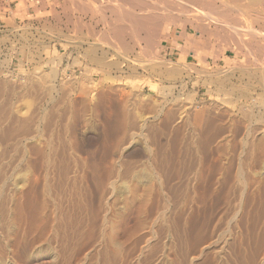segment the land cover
<instances>
[{
	"label": "rangeland",
	"instance_id": "obj_1",
	"mask_svg": "<svg viewBox=\"0 0 264 264\" xmlns=\"http://www.w3.org/2000/svg\"><path fill=\"white\" fill-rule=\"evenodd\" d=\"M146 1L150 3L149 8L141 13L154 11L166 17L178 11L180 16L174 14L191 21L195 16L194 24L222 29L219 31L222 35L220 40L223 35L226 37L220 44L236 50L234 62L224 67L203 65L181 69L174 63L144 58L142 46L139 54L131 58L113 38V27L107 22L102 30L97 28L99 37L93 38L91 45L95 47L98 44L99 49L112 52L111 59H121L124 68L128 66L137 73L112 78L108 84L101 85L88 73L59 75L39 59L16 65L12 56L21 48L23 41L11 40L5 32H0V80L3 79L0 81V113L3 115L0 114V220L10 218L20 227L21 231L17 232L19 241L14 244L18 251L15 264H54L49 257L57 245L51 238L52 226L63 220L65 227H73L79 219L82 220L75 225H82L84 221L83 226H86L90 222L89 227H83L87 235L82 232L85 237L78 241L81 244L70 245L73 256L67 264H88L86 257L92 253L95 261L98 257L96 250L99 251L101 245L93 235L98 234L94 228L99 225L107 228L117 226L112 228L118 229L119 244L124 243L123 237L128 238H125L127 241L123 238L127 243L120 247L125 252L128 250L125 261L129 263L131 257L129 264L136 263L135 259L142 257L141 253H147L152 248L151 244L155 246L154 242L157 247H154L155 253L149 255V264H181V253L184 250L183 253H188L191 248L196 251L190 250L188 254L197 257L199 251L206 250L211 243L206 239L212 234L210 227L219 218L226 220V216L229 217L227 213L232 210L230 208L236 205L251 212L257 232L264 228V47H261L264 34L260 33H264V0H169L172 4L174 1V6L168 0V4L166 0H160L163 7L157 4L159 0ZM184 4L190 9L185 8L184 11ZM175 5H179V9ZM93 7L99 8L98 5ZM220 10L229 11L227 14L233 12L230 15L235 18L219 13ZM237 10L241 12L237 13ZM244 10H249L251 17ZM201 16L205 19L202 20ZM213 18L219 22L214 23ZM240 18L241 24L237 22V25L236 19L239 21ZM233 19L235 23L230 22ZM239 27L243 28L242 31ZM54 35L50 30L39 32V37L47 41H52ZM239 35L242 37L237 38ZM242 40L245 46H242ZM255 50L258 51V60ZM66 218L71 219V223ZM191 221L197 225L190 224ZM184 223L199 226L194 231L195 235L203 237L205 234L204 238L200 236L202 240L195 241L198 246L192 243L195 238L187 245L173 246L177 241L160 232V227L166 224L171 230H180ZM173 224L178 225L177 228ZM207 228L209 232L205 231ZM150 230L155 235L150 234ZM158 235L160 238L156 237ZM74 247L83 249L75 250ZM184 247L186 249H182ZM177 248L181 253L175 252ZM132 253H135L133 259L129 256ZM94 261L91 264H97ZM207 262L211 264L210 258L203 261Z\"/></svg>",
	"mask_w": 264,
	"mask_h": 264
},
{
	"label": "crops",
	"instance_id": "obj_2",
	"mask_svg": "<svg viewBox=\"0 0 264 264\" xmlns=\"http://www.w3.org/2000/svg\"><path fill=\"white\" fill-rule=\"evenodd\" d=\"M76 1L0 0V32H5L6 35L11 37V40H20L21 43L23 41L21 48L12 56L13 63L16 65L23 62L30 63L43 56L39 59L40 63L54 70L57 74L80 76L83 73H88L96 83L101 85L108 84L112 78L134 75L137 71L128 66L124 68L121 65V59H111L112 52L97 49L99 47L94 48L90 45L93 38L98 36L97 28L102 30L107 22H110L113 27V38L116 37L114 39L118 43L120 42L122 48L131 58L139 54L140 46L147 48L146 45L149 44V42L147 43L149 40L152 43V45L150 43L152 50H150L148 45V48L145 49L147 52H145L144 58H155L174 63L181 69L187 66L200 67L208 65L212 67L213 64L214 67H224L234 62L236 57L234 50L218 44L220 43V41L218 42V39L220 40L218 34L220 33H216V31H219L215 27L191 24V21L186 20L187 18L185 17L173 16L172 18V15L166 17L156 15L154 11L151 14L147 13L148 15L141 13L146 7L149 8L148 5L150 3L146 0H138L139 3L137 0H131L132 2L130 0H113L114 2H106L104 0ZM127 1H130V3ZM98 4L99 8L94 9L93 5ZM129 15L130 17H128ZM49 30L55 34V38L52 41L39 37L40 31L43 33V31ZM118 31L125 39L117 34ZM121 32L126 34L122 35ZM24 36L28 37L27 40ZM88 36L91 38L88 39ZM28 51H32V55Z\"/></svg>",
	"mask_w": 264,
	"mask_h": 264
},
{
	"label": "bare ground",
	"instance_id": "obj_3",
	"mask_svg": "<svg viewBox=\"0 0 264 264\" xmlns=\"http://www.w3.org/2000/svg\"><path fill=\"white\" fill-rule=\"evenodd\" d=\"M34 1V0H33ZM76 1V0H75ZM124 1H126V0H124ZM131 1V0H130ZM130 1H127L128 3H130ZM133 1V0H132ZM131 1V2H132ZM141 1V0H140ZM142 1H145V0H142ZM157 1V0H156ZM156 1H154V2H156ZM167 1V0H166ZM165 1V2H166ZM169 1V0H168ZM168 1H167V4H168ZM172 1V0H171ZM171 1H169V2H171ZM179 1H181V0H179ZM178 1V2H179ZM187 1V0H186ZM220 1H222V0H220ZM227 1V0H226ZM231 1V0H230ZM234 1V0H233ZM232 1V2H233ZM263 1V0H262ZM36 2V1H35ZM77 2V1H76ZM85 2V1H84ZM95 2V1H94ZM107 2V1H106ZM137 2H138V0H137ZM182 2V1H181ZM185 1H183V3H184ZM188 2H189V0H188ZM196 2V1H195ZM203 2V1H202ZM231 2V3H232ZM238 2V1H237ZM64 3V2H63ZM86 3V2H85ZM139 3V2H138ZM149 3V2H148ZM158 3H160L161 4V2H160V0H159V2H157V4ZM163 3H164V1H163ZM180 3V2H179ZM211 3V2H210ZM235 3V2H234ZM79 4V3H78ZM113 4V3H112ZM124 4H126V3H124ZM133 4H135V3H133ZM144 4V3H143ZM167 4H165V6H167ZM170 4H172V2L170 3ZM174 1H173V6H174ZM178 4V3H177ZM190 4V3H189ZM193 4H195V3H193ZM198 4H199V2H198ZM205 4H206V2H205ZM213 3H211V5H212ZM224 4H225V2H224ZM227 4V3H226ZM69 5V4H68ZM87 5V4H86ZM90 5V4H89ZM120 5V4H119ZM118 5V6H119ZM139 5V4H138ZM154 5V4H153ZM180 5V4H179ZM179 5H175V6H177V7H175V8H178V6ZM185 5V7H184V11H185V8H187L186 7V4H184ZM183 5V6H184ZM191 5V4H190ZM196 5H197V3H196ZM210 4H207V6H209ZM215 5V4H214ZM221 5H223V4H221ZM230 5V4H229ZM245 5V4H244ZM91 6V5H90ZM98 6H99V4H98ZM101 6V5H100ZM105 6V5H104ZM117 6V5H116ZM121 6V5H120ZM149 6V5H148ZM161 6L163 7V5L161 4ZM182 6V5H181ZM188 6V5H187ZM197 6H199V5H197ZM196 6V7H197ZM203 6V5H202ZM227 6H228V4H227ZM247 5H245V7H246ZM53 7V6H52ZM87 7V6H86ZM106 7V6H105ZM131 7V6H130ZM158 6H156V8H157ZM161 7V8H162ZM169 7V6H168ZM172 6L170 5V8H171ZM190 7V6H189ZM192 7L193 6H191V11H192ZM206 7V6H205ZM209 7H211V6H209ZM214 7V6H213ZM219 7V6H218ZM230 7V6H229ZM232 8H234L233 7V5L231 6ZM230 7V8H231ZM75 8H76V6H75ZM113 8V7H112ZM173 8V7H172ZM199 8H201L200 6H199ZM199 8L197 7L196 9L197 10H199ZM207 8V7H206ZM216 8H217V6H216ZM237 9H238V7H236ZM235 8V9H236ZM241 8V7H240ZM239 8V9H240ZM242 8H244V7H242ZM258 8V7H257ZM68 9V8H67ZM86 9V8H85ZM132 9V8H131ZM134 9V8H133ZM179 9V8H178ZM177 9V10H178ZM187 9H190V8H187ZM195 9V10H196ZM202 9V8H201ZM201 9H200V11H201ZM219 9V8H218ZM234 9V10H235ZM245 9V8H244ZM247 9V8H246ZM250 9V8H249ZM70 10V9H69ZM87 10H89L88 8H87ZM106 10H108V9H106ZM120 10V9H119ZM175 10V9H174ZM181 10V9H180ZM194 9H193V11H195ZM207 10H209V8L207 9ZM232 10V9H231ZM97 11V10H96ZM157 11V10H156ZM172 11V10H171ZM188 11V10H187ZM199 11V12H200ZM203 11V10H202ZM206 11V10H205ZM211 11V10H210ZM223 11V10H222ZM228 11V10H227ZM240 11V10H239ZM238 10H237V13L239 12ZM245 11V10H244ZM243 11V12H244ZM250 11H252L251 9H250ZM63 12V11H62ZM116 12V11H115ZM122 12V11H121ZM162 12V11H161ZM173 12V11H172ZM171 12V13H172ZM178 12V11H177ZM177 12L175 13V12H173V16L175 15V14H177ZM182 12V11H181ZM190 12V11H189ZM215 12H218L217 10L215 11ZM221 12V10L219 11V13ZM235 12V11H234ZM241 12V11H240ZM242 12V13H243ZM249 10L246 12L245 11V13L246 14H248L249 15ZM260 11H258V13H259ZM65 13V12H64ZM70 13V12H69ZM98 13V12H97ZM104 13V12H103ZM118 13V12H117ZM136 13H138V12H136ZM160 13V12H159ZM175 13V14H174ZM183 13V12H182ZM181 13V14H182ZM194 13V12H193ZM193 13H190V14H193ZM202 13H204V12H202ZM211 13V12H210ZM209 13V14H210ZM212 13H214V12H212ZM221 13H224V14H227V13H229V11L228 12H221ZM231 13H233V12H231L230 11V14ZM264 13V12H263ZM92 14V13H91ZM130 14V13H129ZM206 14H207V12H206ZM215 14V13H214ZM223 14V15H224ZM230 14H227V15H230ZM240 14V13H239ZM65 15V14H64ZM96 15V14H95ZM101 15V14H100ZM132 15V14H131ZM148 15V14H147ZM157 15V14H156ZM177 15H179V14H177ZM177 15H175V16H177ZM185 14H183V16H184ZM194 15V14H193ZM197 15V14H196ZM198 15H199V13H198ZM202 15V14H201ZM208 15V14H207ZM213 15V14H212ZM226 15V16H227ZM243 15V14H242ZM241 15V16H242ZM245 15V14H244ZM244 15L242 16V17H244ZM252 15V14H251ZM251 15H249L250 17H251ZM254 15V14H253ZM264 15V14H263ZM57 16V15H56ZM104 16V15H103ZM118 16V15H117ZM145 16V15H144ZM171 16V15H170ZM180 16V15H179ZM178 16V17H179ZM190 16L191 15H189L188 17L190 18ZM204 16H206L205 14H204ZM203 16V17H204ZM208 16H210V15H208ZM208 16H206V17H208ZM215 16V15H214ZM219 16V15H218ZM231 16V15H230ZM257 16V15H256ZM70 17V16H69ZM78 17V16H77ZM110 17V16H109ZM119 17V16H118ZM128 17H130V15L128 16ZM149 17V16H148ZM200 17V16H199ZM203 17L201 16V19L202 20H204L203 19ZM216 17V16H215ZM221 17H223V16H221ZM228 17V16H227ZM232 17V16H231ZM234 17V16H233ZM232 17V18H233ZM237 17H238V15H237ZM236 17V18H237ZM115 18V17H114ZM125 18H127L126 16H125ZM143 18H145V17H143ZM173 18V17H172ZM187 18V17H186ZM196 17L195 16H193V20L195 19ZM211 17H209V19H210ZM218 18V17H217ZM224 18H226V17H224ZM230 18V17H229ZM231 18V19H232ZM235 18V17H234ZM247 18V17H246ZM254 18V17H253ZM56 19V18H55ZM69 19V18H68ZM70 19H71V17H70ZM82 19V18H81ZM91 19H93V18H91ZM121 19V18H120ZM175 19V18H174ZM179 19V18H178ZM219 19V18H218ZM222 20H223V18H221ZM248 19V18H247ZM255 19V18H254ZM253 19V20H254ZM257 20H258V18H256ZM259 19H260V17H259ZM98 20V19H97ZM110 20H112V19H110ZM138 20V19H137ZM148 20V19H147ZM186 20H188V19H186ZM193 20L191 21V24H192V22H193ZM198 20V19H197ZM220 20V19H219ZM221 20V21H222ZM227 20V19H226ZM240 20H242V18H240L239 19V21L236 19V24H237V22L239 23L240 22ZM251 19H249V21H250ZM263 20V19H262ZM109 21V20H108ZM196 20H194V22H195ZM198 21H200V20H198ZM213 21H215L214 20V18H213ZM231 21H234V19L233 20H230V22ZM246 21V20H245ZM244 20H243V22H245ZM11 22V21H10ZM98 22H100V21H98ZM106 22V21H105ZM140 22H142L141 20H140ZM217 22H219V21H217ZM216 21L214 22V23H217ZM222 22H226V21H222ZM228 23V24H231V23ZM252 22V21H251ZM255 22V21H254ZM257 22H259V21H257ZM80 23V22H79ZM103 23V22H102ZM120 23V22H119ZM132 23V22H131ZM190 23V22H189ZM205 23V22H204ZM234 23H235V21H234ZM250 23V22H249ZM72 24V23H71ZM78 24V23H77ZM104 24V23H103ZM108 24H110L109 22H108ZM210 24V23H209ZM221 25H223L222 23H220ZM226 24V23H225ZM240 24H241V22H240ZM245 25L244 26H246V23H244ZM250 24H252L253 25V23H250ZM256 24V23H255ZM254 24V25H255ZM259 24V23H258ZM263 24H264V22H263ZM80 25V24H79ZM119 25V24H118ZM134 25V24H133ZM151 25H154V24H151ZM188 25V24H187ZM227 25V24H226ZM225 25V26H226ZM232 25V24H231ZM238 25V24H237ZM242 25H243V23H242ZM249 25V24H248ZM261 26H263L262 24H260ZM66 26V25H65ZM76 26V25H75ZM83 26V25H82ZM122 26V25H121ZM144 26H146V25H144ZM213 26V25H212ZM229 26V25H228ZM233 26H234V24H233ZM240 26V25H239ZM17 27V26H16ZM45 27H48V26H45ZM77 27V26H76ZM84 27V26H83ZM130 27V26H129ZM195 27V26H194ZM218 27V26H217ZM222 27V26H221ZM220 27V28H221ZM230 27V26H229ZM247 27V26H246ZM18 28V27H17ZM25 28V27H24ZM29 28V27H28ZM44 28V27H43ZM147 28V27H146ZM227 28V27H226ZM231 28H232V26H231ZM237 28V27H236ZM253 28H255V27H253ZM262 28V27H261ZM194 29H196V28H194ZM225 29V28H224ZM224 29H223V31H224ZM230 29V28H229ZM238 29V28H237ZM239 29H241V30H239V31H242V29L243 28H241V27H239ZM245 29V28H244ZM246 29H248V27L246 28ZM263 29V28H262ZM11 30V29H10ZM22 30V29H21ZM53 30V29H52ZM72 30V29H71ZM142 30V29H141ZM150 30V29H149ZM220 30H222V29H220ZM220 30H218V31H220ZM227 30H228V28H227ZM226 30V31H227ZM234 31H236L235 29H233ZM107 31V30H106ZM153 32H154V30H152ZM157 31V30H156ZM223 31H221V32H223ZM229 31V30H228ZM227 31V32H228ZM232 31V30H231ZM244 31V30H243ZM251 31H252V28H251ZM258 31V36L260 35V33H261V35H263L264 33H262L260 30H257ZM259 31H260V33H259ZM101 32V31H100ZM112 32H114L113 30H112ZM152 32V33H153ZM158 32V31H157ZM237 32V31H236ZM246 32V31H245ZM255 32V31H254ZM26 33V32H25ZM48 33H50V32H48ZM128 33V32H127ZM151 33V32H150ZM216 33L218 34L219 32H217L216 31ZM224 33H225V31H224ZM229 33H231L230 31H229ZM256 33V32H255ZM117 34H119L120 35V33H119V31H118V33ZM121 34H122V32H121ZM124 34H126V33H124ZM124 34H122V35H124ZM155 34V33H154ZM154 34H152V35H154ZM226 34V33H225ZM234 34V33H233ZM242 34H243V32H242ZM250 34V33H249ZM19 35V34H18ZM51 35V34H50ZM83 35V34H82ZM99 35V34H98ZM151 35V36H152ZM227 35V34H226ZM232 35V34H231ZM260 35V36H261ZM28 36V35H27ZM46 36V35H45ZM106 36V35H105ZM116 36V35H115ZM155 36V35H154ZM156 36H157V33H156ZM160 36V35H159ZM188 36V35H187ZM218 36H220V34H218ZM222 36V35H221ZM220 36V37H221ZM230 36V35H229ZM264 36V35H263ZM25 37V36H24ZM71 37V36H70ZM69 37V38H70ZM73 37H75V36H73ZM89 37V36H88ZM99 37V36H98ZM103 37V36H102ZM101 37V38H102ZM108 37V36H107ZM118 37V36H117ZM120 37H122L123 38V36H121L120 35ZM140 37V36H139ZM163 37V36H162ZM220 37H218V38H220ZM224 37H226L225 35H223V37L222 38H224ZM234 37V36H233ZM239 37H242L241 35H239L237 38H239ZM254 37H255V34H254ZM256 37H257V35H256ZM21 38V37H20ZM27 38V37H26ZM84 38V37H83ZM91 38V37H90ZM114 38H116V37H114ZM128 38V37H127ZM222 38H221V40H222ZM19 39V38H18ZM119 39V38H118ZM123 39H125V38H123ZM138 39V38H137ZM148 39V38H147ZM227 39V38H226ZM229 39H230V37H229ZM231 39H232V37H231ZM234 39H236V38H234ZM233 39V40H234ZM255 40H256V38H254ZM261 38H259L258 39V42H259V40H260ZM264 39V38H263ZM263 39H262V41H263ZM25 40V39H24ZM120 40V39H119ZM129 40V39H128ZM127 40V41H128ZM139 40V39H138ZM221 40H219L218 39V42L219 41H221ZM224 41H225V39H223ZM223 40H222V42H223ZM245 40V39H244ZM251 40H253L252 38H251ZM26 41V40H25ZM69 41V40H68ZM93 41V40H92ZM95 41V40H94ZM124 41V40H123ZM130 41V40H129ZM144 41H145V39H144ZM228 41H230V40H228ZM246 41V40H245ZM250 41V40H249ZM262 41H260L261 43H259V44H262ZM37 42H38V40H37ZM88 42V41H87ZM126 42V41H125ZM146 42V41H145ZM149 42V46H150V43H151V41L149 40V41H147V43ZM153 42V41H152ZM243 40H242V46H245L244 44H243ZM253 42H255V41H253ZM264 42V41H263ZM86 43V42H85ZM92 43H94V42H92ZM120 43V42H119ZM158 43V42H157ZM233 43H234V41H233ZM244 43H247V41L246 42H244ZM256 43H257V41H256ZM256 43H254V45L256 44ZM29 44V43H28ZM32 44H34V43H32ZM46 44V43H45ZM69 44V43H68ZM88 44H90V43H88ZM159 44V43H158ZM218 44H220V43H218ZM240 44V41H239V43H238V45ZM249 44V43H248ZM252 44L253 43H251V46H252ZM38 45H40V44H38ZM91 45V44H90ZM127 45H128V43H127ZM126 45V46H127ZM146 45V44H145ZM144 45V46H145ZM148 45H146L147 46V48H148ZM151 45H152V43H151ZM222 45V44H221ZM247 45V44H246ZM254 45H253V47H254ZM79 46H80V44H79ZM93 46V45H92ZM97 46H98V44H97ZM97 46H95V47H97ZM145 46V47H146ZM224 46V45H223ZM222 46V47H223ZM230 46V45H229ZM237 46V45H236ZM241 46V45H240ZM239 46V48H241ZM250 46V47H251ZM257 46H258V44H257ZM259 46H261V45H259ZM89 47V46H88ZM91 47V46H90ZM94 47V48H95ZM128 48H129V45L127 46ZM234 47V46H233ZM249 47V46H248ZM261 47H264V44H263V46H261ZM92 48V47H91ZM101 48V47H100ZM147 48H143L144 50L145 49H147ZM154 48V47H153ZM231 48V47H230ZM236 48H238V47H236ZM252 48V47H251ZM255 48V47H254ZM254 48L252 49V51H254ZM259 48V47H258ZM258 48H256V49H258ZM38 49V48H37ZM36 49V50H37ZM97 49H99V48H97ZM219 49V48H218ZM242 49V48H241ZM249 49V48H248ZM260 49V48H259ZM150 50H152V48H151V46H150ZM149 50V51H150ZM232 50H234V49H232ZM250 50V49H249ZM262 50V49H261ZM264 50V49H263ZM262 50V53H264V51ZM38 51V50H37ZM42 51V50H41ZM236 51V50H235ZM256 51L257 50H255V53H256ZM260 51V50H259ZM28 52H30V51H28ZM32 52V51H31ZM31 52L29 53V54H31ZM145 52H147V51H145ZM247 52H248V50H247ZM258 52V51H257ZM37 53V52H36ZM116 53V52H115ZM120 53V52H119ZM144 53V51L141 53V54H143ZM261 53V52H260ZM259 53V54H260ZM262 53H261V55H262ZM18 54V53H17ZM248 54V53H247ZM32 55V54H31ZM37 55H39V54H37ZM36 55V56H37ZM153 55V54H152ZM220 55V54H219ZM252 55H254V53L252 54ZM264 55V54H263ZM83 56H85V55H83ZM123 56V55H122ZM260 56V55H259ZM39 57V56H38ZM41 57V56H40ZM43 57V56H42ZM41 57V58H42ZM90 57V56H89ZM246 57V56H245ZM256 57H257V53H256ZM260 57H263V56H260ZM41 58H39V59H41ZM91 58V57H90ZM205 58V57H204ZM34 59V58H33ZM97 59V58H96ZM124 59H126V58H124ZM155 59V58H154ZM216 59V58H215ZM260 59H262V58H260ZM20 60V59H19ZM93 60V59H92ZM97 60H99V59H97ZM134 60V59H133ZM257 60H258V57H257ZM39 61V60H38ZM127 61H128V59H127ZM154 61V60H153ZM250 61V60H249ZM5 62V61H4ZM7 62V61H6ZM95 62V61H94ZM106 62V61H105ZM129 62V61H128ZM139 62V61H138ZM141 62V61H140ZM143 62V61H142ZM145 62V61H144ZM143 62V63H144ZM150 62H152L151 60H150ZM165 62V61H164ZM8 63V62H7ZM6 63V64H7ZM104 63V62H103ZM114 63V62H113ZM149 63V62H148ZM141 64V63H140ZM139 64V65H140ZM150 64V63H149ZM149 64H148V66H149ZM156 65V64H155ZM187 65V64H186ZM195 65H197V64H195ZM252 65V64H251ZM264 65V64H263ZM145 66V65H144ZM150 66H151V64H150ZM213 66H214V64H213ZM262 66V65H261ZM139 67V66H138ZM142 67V66H141ZM152 67V66H151ZM154 67V66H153ZM157 67V66H156ZM182 67V66H181ZM188 67V66H187ZM187 67H186V69H187ZM256 67V66H255ZM260 67V66H259ZM263 67V66H262ZM261 67V68H262ZM234 68V67H233ZM232 68V69H233ZM238 68H240V67H238ZM249 68V67H248ZM185 69V68H184ZM235 69V68H234ZM241 69V68H240ZM3 70V69H2ZM8 70V69H7ZM202 70V69H201ZM244 70V73H245V69H243ZM249 70H251V69H249ZM259 70V69H258ZM38 71V70H37ZM224 71H226V73H227V70H224ZM224 71H223V73H224ZM231 71V70H230ZM239 71V70H238ZM2 72V71H1ZM209 72V71H208ZM263 72V71H262ZM261 72V73H262ZM43 73V72H42ZM217 73V72H216ZM222 73V74H223ZM34 74V73H33ZM41 74V73H40ZM254 74V73H253ZM32 75V74H31ZM203 75V74H202ZM211 75V74H210ZM217 75H219V74H217ZM225 75V74H224ZM261 75V74H260ZM259 75V76H260ZM46 76V75H45ZM212 76V75H211ZM256 76V75H255ZM258 76V75H257ZM38 77H40V76H38ZM43 77V76H42ZM174 77V76H173ZM197 77V76H196ZM261 77V76H260ZM4 78V77H3ZM44 78V77H43ZM241 78V77H240ZM9 79H10V77H9ZM24 79V78H23ZM40 78H38L37 80H39ZM45 79V78H44ZM172 79V78H171ZM256 79V78H255ZM160 80V79H159ZM262 80V79H261ZM0 81H3V79L2 80H0ZM14 81V80H13ZM25 81H27V79L25 80ZM40 81H41V79H40ZM46 81V80H45ZM48 81V80H47ZM47 81H46V83H47ZM163 81V80H162ZM232 81V80H231ZM44 82V81H43ZM42 82V83H43ZM247 82V81H246ZM3 83V82H2ZM259 83V82H258ZM4 84V83H3ZM20 84V83H19ZM29 84V83H28ZM39 84V83H38ZM11 85V84H10ZM30 85H32L31 83H30ZM34 85V84H33ZM37 85V84H36ZM251 85V84H250ZM262 85V84H261ZM23 86V85H22ZM44 86V85H43ZM245 86V85H244ZM253 86V85H252ZM33 87H35V86H33ZM2 88V87H1ZM10 88V87H9ZM13 88V87H12ZM20 88V87H19ZM42 88V87H41ZM40 87H39V89H41ZM14 89V88H13ZM18 89V87L16 88V90ZM26 89V88H25ZM31 89H32V87H31ZM37 89V88H36ZM24 91H26V90H24ZM3 91L1 90V93H2ZM10 92V91H9ZM23 92V91H22ZM30 92V91H29ZM13 93V92H12ZM22 94V93H21ZM13 95V94H12ZM18 95V94H17ZM62 96V95H61ZM260 96V95H259ZM9 96H7V98H8ZM10 98V97H9ZM249 99V98H248ZM261 100V99H260ZM209 110V109H208ZM259 110V109H258ZM1 114V113H0ZM2 115V114H1ZM213 115V114H212ZM211 115V116H212ZM3 116V115H2ZM212 118V117H211ZM247 118V117H246ZM249 118V117H248ZM252 126V125H251ZM199 130V129H198ZM202 131V130H201ZM254 134V133H253ZM200 135H202V134H199V136ZM189 137V136H188ZM187 138V137H186ZM191 139V138H190ZM251 140V139H250ZM52 141V140H51ZM194 141V140H193ZM199 141V140H198ZM248 142V141H247ZM250 143V142H249ZM53 146V145H52ZM251 146V145H250ZM51 148V147H50ZM55 149H56V147H55ZM247 157V156H246ZM244 159H247V158H244ZM200 161V160H199ZM199 163V162H198ZM200 163H202V162H200ZM204 163V162H203ZM244 164V163H243ZM202 165V164H201ZM201 165H199V167H201ZM188 166H190V165H188ZM192 169V168H191ZM192 171V170H191ZM189 173H190V171H189ZM187 174H188V172H187ZM201 174V173H200ZM185 175V174H184ZM201 176V175H200ZM184 178H185V176H184ZM198 178V177H197ZM258 179V178H257ZM260 179V178H259ZM258 179V180H259ZM257 180V181H258ZM256 181V182H257ZM264 182V181H263ZM53 188V187H52ZM237 188H238V186H237ZM55 190V189H54ZM185 191V190H184ZM191 191V190H190ZM189 191V192H190ZM263 193V192H262ZM54 195V194H53ZM233 195V194H232ZM257 195H259L258 194V192H257ZM263 195V194H262ZM249 195H247L246 197H248ZM254 196V195H253ZM252 196V197H253ZM190 197H192L191 195H190ZM238 198V197H237ZM243 198V197H242ZM249 198H251V197H249ZM247 199V198H246ZM252 200V199H251ZM250 200V201H251ZM239 201V200H238ZM249 201V202H250ZM253 201V200H252ZM262 201V200H261ZM192 203V202H191ZM54 204V203H53ZM188 204V203H187ZM190 204V203H189ZM198 205V204H197ZM258 205V204H257ZM231 206V205H230ZM229 206V207H230ZM237 207H239V205H236ZM236 206H234V208L232 207V208H230V209H232L231 210V215H230V213L228 212H226L227 214H229V217H230V219H228L229 217H227L226 216V220H224V219H222V218H217L218 220L213 224V226L212 227H210V225L212 224H210L209 225V227L211 228L210 230H211V236H209L210 238H206L209 234L208 233H206L207 234V236H205V238L206 239H208V240H211V243H210V245H208V246H206L207 248H206V250H201V251H199V250H197V251H199V253L197 254V257H195V258H193V256L191 257V254H188V253H190V250L192 251H196V250H194V249H190L189 250V252H188V250H186V252H188V253H183L184 251L182 250V249H186L185 247L184 248H180L183 252L181 253V252H179L178 251V248L177 249H175V250H177V251H175V252H179V253H181L182 255H180V254H178V255H180V256H182L181 257V264H206V263H203V261L205 262V260H207L208 258H210V261H211V264H264V228L262 229V231H260V232H257V229H256V227H255V224H254V220L252 219V217H251V212L247 209V208H237ZM248 206V205H247ZM253 206V205H252ZM255 206V205H254ZM263 206V205H262ZM228 207V208H229ZM257 207V206H256ZM189 208V207H188ZM227 208V207H226ZM254 208V207H253ZM224 209V208H223ZM9 210V209H8ZM66 210V209H65ZM201 210V209H200ZM251 210V209H250ZM62 211V210H61ZM195 211V210H194ZM198 211V210H197ZM255 211V210H254ZM3 212V211H2ZM5 212V213H4ZM3 213L4 214H6V211H4ZM84 212L85 211H83V214H84ZM193 212V211H192ZM201 212V211H200ZM224 212V211H223ZM3 213H1V214H3ZM66 213V212H65ZM76 213V212H75ZM86 213V212H85ZM196 213V212H195ZM220 213H221V211H220ZM257 213V212H256ZM262 213V212H261ZM7 215V214H6ZM8 215H9V213H8ZM80 215H82V213L80 214ZM186 215H187V213H186ZM196 215V214H195ZM5 216V215H4ZM76 216H78L79 217V215H76ZM198 216V215H197ZM201 216V215H200ZM221 216V215H220ZM256 216V215H255ZM262 216V215H261ZM260 216V217H261ZM63 217V216H62ZM81 217V216H80ZM202 217V216H201ZM200 217V218H201ZM218 217V216H217ZM188 218V217H187ZM197 218V217H196ZM216 218V217H215ZM58 219H59V217H58ZM66 219H68V218H66ZM72 219H73V217H72ZM185 219V218H184ZM191 219V218H190ZM254 219H256V217L254 218ZM7 220V221H6ZM5 221H1L0 220V264H15V258H16V254L18 253V251L15 249L16 247H14V244L15 243H17V241H19V239H18V234H17V232H18V230L20 229V227L19 226H17V223H14L13 221L14 220H12V219H10V218H8V219H6ZM69 220V219H68ZM67 220V221H68ZM71 220V219H70ZM69 220V221H70ZM80 220H82V219H79V221ZM85 220V219H84ZM263 220V219H262ZM64 222H65V220H63ZM62 221V222H63ZM79 221H76V222H79ZM192 221H193V218H192ZM190 222V224L191 223H195V222ZM205 221H207V220H205ZM261 221V220H260ZM58 222V221H57ZM62 222H58V223H56V225H53L52 226V232H53V236L51 237L52 239H54L53 241H54V243H56L57 245H56V247H54V248H56L55 250H52L50 253H49V257H51L52 258V260H53V262H54V264H67V262H69L70 260H71V258H72V256H73V252H72V250H71V247H70V245L71 244H74V243H80V242H78L79 240L81 241V239L80 238H82V237H85L84 236V234L86 233V235H87V232H85L84 231V229L85 228H83V227H89V226H87V225H89V223L90 222H88V224L86 225V222H85V225L86 226H83V222L81 223L82 225H75V223L76 222H74V225H73V227H70V226H67V227H65L64 226V224L62 225ZM259 222V221H258ZM61 223V224H60ZM66 223V222H65ZM68 223H71V221L70 222H68ZM183 223V222H182ZM200 223V222H199ZM203 223V222H202ZM261 223V222H260ZM264 223V222H263ZM98 224V223H97ZM96 224V225H97ZM99 224H103V223H99ZM98 224V225H99ZM106 224V223H105ZM179 224V223H178ZM185 225L184 226H182V228L180 229V230H177V229H174L173 228V226H172V228H173V230H171V228L170 227H168V225H167V227H166V225H164V227H160V226H158V227H160L161 229H162V231H160L161 232V234H163L164 232L167 234V236H168V238H171V239H173L174 241H177V243H174L175 245H173V246H178L177 244H180V246L182 245H184L185 243H186V245L188 244V242L190 243L194 238L196 239V240H194V241H192V243L193 242H195V241H198L197 239H201L202 240V238H204V235H203V237L201 238L200 236H198L197 234L195 235L194 233V231H195V229L196 228H199V226L198 227H195L196 225H193L194 227H192V226H189L190 224H188V223H184ZM187 224V225H186ZM206 224H208V223H206ZM206 224H204L205 226H206ZM262 224V223H261ZM45 225V224H44ZM65 225H67V224H65ZM70 225V224H69ZM111 225H112V223H111ZM174 225V224H173ZM181 225H183V224H181ZM200 225V224H199ZM264 225V224H263ZM262 225V226H263ZM71 226H72V224H71ZM95 226V225H94ZM94 226H92V227H94ZM110 226V225H109ZM170 226V225H169ZM175 226V225H174ZM178 226V225H177ZM177 226H175V228H177ZM200 226H203V225H200ZM113 228H115V227H117V226H115L114 227V225L112 226ZM111 227V228H112ZM158 227H156V229H158ZM181 227V226H180ZM204 227V226H203ZM208 227V226H207ZM259 227V226H258ZM40 228V227H39ZM111 228H107L106 227V225H99V226H97V228H96V226H95V228H94V232L97 234V232H98V234L97 235H93L95 238H97V240H98V242L100 243V245H101V248L99 249V251L98 250H96L97 251V254L98 255H96V259H95V261H94V258L93 257H95V255L92 257L91 255L93 254H91V255H89L88 257H86L85 255H83V256H85L86 257V259H88V264H91L92 263V261H94L95 263H97V264H125V263H127L125 260H126V257H127V251L125 252V250H123L124 248H121L120 246H124V245H122V244H124V243H127V242H125L124 241V239L126 238H122V240H123V242L124 243H122V244H119V243H121V242H119L118 241V239H119V233H118V229L116 228V229H111ZM155 228V227H154ZM205 228V227H204ZM204 228L202 229V230H204ZM31 229V228H30ZM90 229H92L93 230V228H91V226H90ZM89 229V230H90ZM120 229V228H119ZM33 230V229H32ZM121 230V229H120ZM126 230V229H125ZM153 230V229H152ZM152 230H150V234H152ZM208 230V228L205 230V231H207ZM19 231H21V230H19ZM85 233H84V232ZM87 231V230H86ZM196 231H197V229H196ZM204 231V232H205ZM259 231V230H258ZM31 232V231H30ZM51 232V233H52ZM84 234H83V233ZM92 232V231H91ZM90 232V233H91ZM155 232V231H154ZM153 232V233H154ZM156 232H159V231H157L156 230ZM155 232V233H156ZM207 232H209V230L207 231ZM89 233V232H88ZM89 233V234H90ZM164 233V235H166ZM203 233V232H202ZM92 234H94L93 232H92ZM149 234V233H148ZM149 234V235H150ZM159 234V233H158ZM200 234V233H199ZM122 235V234H121ZM152 235H155V234H152ZM45 236V235H44ZM90 236H91V234H90ZM89 236V237H90ZM123 236V235H122ZM121 236V237H122ZM166 236V237H167ZM142 237H143V235H142ZM147 237V236H146ZM146 237H145V239H146ZM149 237V236H148ZM151 237V236H150ZM156 237H159V235L158 236H156ZM163 237V236H162ZM165 237V236H164ZM45 238V237H44ZM43 238V239H44ZM91 238H92V236H91ZM144 238V237H143ZM154 238H155V236H154ZM160 238V237H159ZM127 240H128V238H126ZM125 239V240H126ZM144 239V240H145ZM205 239V241H208V240H206ZM84 240V238L82 239V241ZM86 240H88L89 241V239H88V237H87V239ZM121 240V241H122ZM126 240V241H127ZM139 240V239H138ZM143 240V239H142ZM143 240V241H144ZM152 240H153V237H152ZM158 240V239H157ZM132 241V240H131ZM134 241V240H133ZM140 241V240H139ZM138 241V242H139ZM154 241V240H153ZM156 241V240H155ZM170 242L172 241V240H169ZM85 242V241H84ZM83 242V243H84ZM87 242V241H86ZM85 242V243H86ZM91 242V241H90ZM90 242H89V244H90ZM92 242H95L94 240L92 241ZM158 242H161V241H158ZM157 242V243H158ZM169 242V243H170ZM210 242V241H209ZM50 243V242H49ZM96 243V242H95ZM153 243V242H152ZM173 243V242H172ZM195 243H197V242H195ZM194 243V244H195ZM81 244V243H80ZM87 245H88V242L86 243ZM97 244V243H96ZM96 244H95V246H96ZM140 244H142V242L140 243ZM154 244H155V246L157 245L156 244V242H154ZM202 244H205V243H202ZM208 244V243H207ZM84 245V244H83ZM86 245V246H87ZM91 245V244H90ZM94 245V244H93ZM158 245H159V243H158ZM162 245V244H161ZM192 245V244H191ZM191 245H189L190 247H191ZM197 246L199 245V243H197L196 244ZM201 245V244H200ZM80 246V245H79ZM89 246V245H88ZM98 246V245H97ZM131 246V245H130ZM137 246H139V245H137ZM150 246H152V248L150 247V249L148 250V252L147 253H141V255H143L142 257H140L139 259H135V260H137L136 261V263H134V264H142V263H144L145 264V261H147L148 260V258H149V255L150 254H153V253H155L154 251H155V246L154 245H150ZM164 246H165V244H164ZM196 246V247H197ZM84 247V246H83ZM91 247V246H90ZM149 247V246H148ZM157 247V246H156ZM159 247V246H158ZM161 247V246H160ZM169 247V246H168ZM193 247V246H192ZM200 247V246H199ZM204 247V246H203ZM78 248H81V247H78ZM78 248H76V247H74V249L76 250H78ZM98 248H99V246H98ZM128 248V247H127ZM127 248H125V249H127ZM162 248H163V246H162ZM162 248H161V250H162ZM170 248V247H169ZM174 248V247H173ZM187 248H188V246H187ZM194 248V247H193ZM73 249V248H72ZM74 249H73V251H74ZM83 248H81V250H82ZM93 249V252H95L94 251V248H92ZM160 249V248H159ZM159 249H158V251H159ZM179 249V250H180ZM195 249H197V248H195ZM199 249H201V247L199 248ZM205 249V248H204ZM89 250V249H88ZM143 250V249H142ZM27 251V250H26ZM85 251V250H84ZM137 251V250H136ZM135 251V252H136ZM141 251V250H140ZM146 251V250H145ZM156 251H157V249H156ZM164 251H166V250H164ZM192 251V252H193ZM90 252V251H89ZM131 252V251H130ZM162 252V251H161ZM174 252V253H175ZM138 253V252H137ZM159 253V252H158ZM166 253H168V252H166ZM194 253V252H193ZM208 253H210V255L208 254ZM133 254L135 255V253H132V255H130L129 254V256H132V259H133ZM157 254V253H156ZM137 255V254H136ZM158 255V254H157ZM165 255H168V254H165ZM177 255V256H178ZM194 255V254H193ZM209 255V256H208ZM128 256V257H129ZM151 256H154V255H151ZM159 256H160V254H159ZM174 256V255H173ZM195 256V255H194ZM136 257V256H135ZM138 257H139V254H138ZM137 257V258H138ZM155 257H156V255H155ZM162 257H163V255H162ZM169 257V256H168ZM191 257V258H190ZM21 258V257H20ZM152 258V257H151ZM160 258V257H159ZM179 257H177V259H178ZM162 259H164V258H162ZM169 259V258H168ZM85 260V259H84ZM158 260V259H157ZM174 261H177V260H175V258L173 259ZM26 261V260H25ZM83 261V260H82ZM81 261V262H82ZM131 257L128 259V262L129 263H131ZM149 261H150V258H149ZM151 261H152V259H151ZM165 261H167V259L165 260ZM173 261V262H174ZM80 262V263H81ZM148 262V261H147ZM146 262V263H147ZM155 263L157 262L156 260L154 261ZM161 262H163L162 260H161ZM160 262V263H161ZM209 262V261H208ZM208 262H207V264H208ZM129 263H127V264H129ZM150 262H148L147 264H149ZM164 263V262H163ZM168 264H171V263H169V262H167ZM166 263V264H167ZM175 263H177V262H175ZM178 263H180V262H178ZM72 264V263H71ZM78 264H79V262H78ZM94 264V263H93ZM157 264V263H156ZM174 264V263H173Z\"/></svg>",
	"mask_w": 264,
	"mask_h": 264
}]
</instances>
